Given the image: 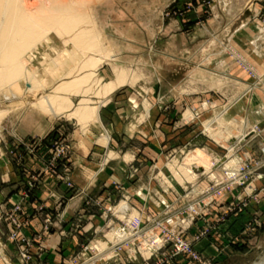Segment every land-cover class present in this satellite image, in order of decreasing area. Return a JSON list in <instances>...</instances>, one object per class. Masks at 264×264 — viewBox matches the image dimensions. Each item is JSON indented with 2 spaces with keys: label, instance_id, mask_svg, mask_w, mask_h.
I'll return each mask as SVG.
<instances>
[{
  "label": "rangeland",
  "instance_id": "obj_1",
  "mask_svg": "<svg viewBox=\"0 0 264 264\" xmlns=\"http://www.w3.org/2000/svg\"><path fill=\"white\" fill-rule=\"evenodd\" d=\"M221 2L91 0L100 51L90 52V56L104 60L96 75L103 78L104 85L124 72L129 83L108 97L96 94L101 87L95 93L64 94L65 99L71 100L72 109L57 112L36 110L30 103L41 96L54 95V89L63 81H72L78 75L58 79L35 96L26 89L0 91V111L5 112L0 120V264H50L42 242L46 234L54 233L63 243L79 237L66 264H103L101 258L112 255L107 243L116 227L141 215L145 220L151 219L146 225L149 228L168 215L183 213L195 198V192L189 195L191 187L197 186L200 190L210 187L209 195L203 196L210 200L213 195L214 201L203 208L195 225L182 236L193 241V250L202 264L264 262V234L249 245L236 243V251L229 253L231 243L227 242L225 230L229 218L242 213L251 200L258 201L261 191L257 183L264 180V165H259L264 163V117L260 115L264 102L257 100L256 108V102H250L255 93H264V61H255L254 47L243 48L249 43H241L239 38L240 34H249V28L258 26L264 30V0H229L227 5ZM258 46L264 49V41ZM82 100L88 101L91 108L98 104L99 109H114L108 120L117 114L115 119L128 126L124 134L136 145L120 144L119 151L114 152L109 147V121L102 118L100 110L88 122L69 118ZM244 102H249L248 108ZM23 121L40 131L52 124L55 128L45 138L28 143L19 138ZM210 125L215 126L219 139L207 130ZM139 131L141 136L153 138V143L138 142ZM246 133V140L242 141ZM94 139L106 147L101 163L91 165L89 160H79L76 164L72 159L74 144L83 147L85 140ZM131 146H139L134 157L127 154ZM146 147L157 155L155 159L143 155ZM194 150L206 152L209 170L190 165L189 156ZM214 162L215 169L211 171ZM246 162L258 164L250 181L227 189L231 170ZM75 169L92 172L89 187L97 190L77 187ZM45 174L66 191L54 195L52 211L43 204L29 211L25 205H34L39 199L37 191ZM69 181L72 187L68 186ZM101 182L107 183L105 198L98 188ZM166 187L174 189L166 197L172 207L161 212L157 199L151 195ZM74 198L76 204L71 202ZM121 205L128 206L125 216L119 212ZM36 216L40 217L38 228L32 222ZM199 224L201 228L195 230ZM247 228L249 233L255 229L251 223ZM206 231L207 237L195 239ZM14 232L19 233V238L12 240ZM216 234L222 244L215 240L213 246L210 242ZM203 243H210L213 248L202 253L199 246ZM97 246L101 258L94 250ZM172 247L165 246L160 255L172 252ZM198 263L193 256L180 255L170 264ZM106 264L146 263L141 258L133 261L125 257ZM148 264H156L155 257Z\"/></svg>",
  "mask_w": 264,
  "mask_h": 264
},
{
  "label": "bare ground",
  "instance_id": "obj_2",
  "mask_svg": "<svg viewBox=\"0 0 264 264\" xmlns=\"http://www.w3.org/2000/svg\"><path fill=\"white\" fill-rule=\"evenodd\" d=\"M90 1L0 0V91L4 88L26 89L35 96L58 79L63 81L78 75L72 81H63L54 89V95L41 96L30 103L33 109L57 112L72 109L71 100L65 99L64 94L79 91L81 94L93 93L101 87L96 94L108 97L127 84L129 80H125L127 76L124 72H119L115 81L104 85L103 78L96 75L104 60L90 56V52L99 53L100 47L95 33V8H91ZM99 110L98 104L91 108L88 101L82 100L68 116L88 122L96 118ZM4 114L0 111V120ZM260 115L264 117V110ZM262 125H259L261 129ZM207 130L219 139L214 125L208 126ZM247 135L241 137L242 141ZM229 148L232 150V146ZM189 161L192 167L210 168L205 151L194 150ZM128 211V206L121 205L119 212L123 216Z\"/></svg>",
  "mask_w": 264,
  "mask_h": 264
},
{
  "label": "crops",
  "instance_id": "obj_3",
  "mask_svg": "<svg viewBox=\"0 0 264 264\" xmlns=\"http://www.w3.org/2000/svg\"><path fill=\"white\" fill-rule=\"evenodd\" d=\"M221 3L227 5L229 3V0H222ZM231 10H232V5H231ZM245 24L246 23H244V25ZM258 28L260 27L257 26L255 28H249L248 29L249 34H247L246 36H243L242 34H240L239 38L242 40L241 43H247V42L249 43V44L243 45V48L247 49L249 47L250 48L254 47V50H255L254 60L263 62L264 61V49L262 48V46H258V43H260L261 40L264 41V30L263 29L259 30ZM234 41L236 43L235 38H234ZM254 95H256V97L251 96L252 98L250 102L251 101H254V103L256 102L255 103V108H256L257 105L259 104L257 100L259 102H264V98H262L264 97V93L260 92V93H255ZM248 104L249 102H247V104L244 102V105H247V107L245 108L249 107ZM104 107L105 106L101 107L100 112L102 113V118L105 121H109L107 128H109V130L112 131L111 132L112 137L109 138V142H110L109 147H111V149H113L114 152H118L120 148V144L122 146H125V145L132 144L134 142H133V139H129L130 137L127 138V135L124 134L125 130H127L128 128L127 124H125L123 120H118L119 118L115 119L117 114H115L113 118L108 120V118H110L108 116L112 117L111 112L113 113L114 109L110 108L108 110H103ZM263 110L264 109H261V112ZM152 125L153 124H150L148 126L151 127ZM21 126H23V128L20 130L19 138L21 140L27 141L28 143L36 139L45 138L55 128L54 124H52L51 127H49V129L40 131L39 129L28 127V126H32L29 121H23V124ZM107 133L108 131H105L106 135ZM97 137L98 136H96L95 138ZM100 139L101 137L98 138L97 141L99 142ZM136 140H138V142H142L144 145L145 144L149 145L151 141L153 140V138L145 137V135L141 136V132L139 131V135L136 136ZM97 141H95V139L85 140L83 143L84 145L83 147H79L78 143L74 144L76 149H74L75 154L72 158L73 161H75L77 164L79 160H82V161L89 160L91 165L98 164L99 160H102V158L105 157L104 153H105L106 147H103ZM114 145L116 147H114ZM134 145L136 144L134 143ZM136 147H139V146H131V149L128 150L129 152H127V154L130 153L132 157L137 155L139 148H136ZM148 150L150 149L146 147L145 150L142 152L143 155L147 156V158H149L150 160L155 159L157 155L155 156L154 152L152 153L151 150L149 153ZM78 170L75 171L74 176H73L74 182L76 183L77 187L83 190H92V192L97 190L96 187H92V186L89 187L91 177L93 176L92 172L89 173V172H83V171H80V170L78 171ZM42 181L43 182L40 185L39 190L37 191L39 195V199L37 201L39 202L36 201L34 205L33 204L25 205V208L29 211L32 208L37 207L39 204H43L46 208L52 211L55 206V202H56L54 195L55 194L63 195L66 191L65 188L60 186L59 182L56 179H54L52 176H50L49 174H45L42 178ZM106 184L107 183L101 182V185H98L99 190H101V192L104 193L102 194V198H105L104 196H105V193L107 192ZM257 188L259 189V191H261L258 196V201L251 200L249 206L242 213H240L237 216H233L232 218H229V221L227 222V225L225 227L226 236L228 238L227 242L231 243V246H229L228 248L229 253H234L236 251L235 250L236 243L240 244L242 242L243 243L245 242L244 243L245 245H249L252 242H258V240L263 237L262 235L264 234V180L257 183ZM75 200L76 198H74L71 202H73L74 204L76 202ZM68 208H70V205ZM254 220H257L258 224L253 223ZM32 222L38 228L40 217L36 216ZM250 223L255 228L252 233H249V230L247 228V226ZM198 228H201V224H199L195 230H198ZM78 239L79 237L76 236L72 238L71 240L63 243V239L57 233L49 234V235L46 234L44 237V241L42 242V245L48 252L47 256H48L49 263L50 264H63V263L66 264L67 257L71 253H73V251H75L77 248ZM212 240H211L212 242L210 243H214L213 246L214 245L216 246L215 240H217L219 243L222 244V241H220V236L217 234L214 237H212ZM210 243L201 244L199 246V250L202 253L204 251L209 252L211 248H213L212 246H210ZM218 248L220 247L219 246L217 248L215 247V254H218L217 252V250H219Z\"/></svg>",
  "mask_w": 264,
  "mask_h": 264
},
{
  "label": "built area",
  "instance_id": "obj_4",
  "mask_svg": "<svg viewBox=\"0 0 264 264\" xmlns=\"http://www.w3.org/2000/svg\"><path fill=\"white\" fill-rule=\"evenodd\" d=\"M262 153L264 155V148ZM259 165H264V163ZM256 166H258V164ZM256 166L251 162H246L235 169H232L229 176H227V189L243 186L246 182H249ZM214 169L215 162L211 167V171ZM68 186H73L72 181H69ZM214 186L212 188L213 192L215 191ZM200 189H202L200 186H197L196 188L191 187L192 192L189 193V195H192L195 192V198L189 203V205H187V210L177 216L168 215L164 220L158 223H153L154 225L148 228L146 225L151 222V219L145 220L139 215L132 219H128L126 222L116 227L112 232L111 239L107 243L109 245V252L112 253V255L109 258L106 257L107 259L101 258L102 255L99 247L97 246L96 249H94L97 252L96 255L102 259L100 261L104 262L103 264H106L109 261L126 257L133 261L141 258L146 264H148L155 257L156 264H170L175 257L187 255L189 257H195V261L197 260L199 262L198 264H202L199 254L193 250V241H188L182 236L187 230L195 225L196 221L199 219V215L203 212V208L209 206L214 201L212 194H210L212 195V199L210 200L205 199L203 196L207 194L209 195L211 192L210 187L203 190ZM184 191L186 190L184 189ZM173 192L174 189L172 187H166L161 189L160 193L151 195V198L157 199V206L159 205L161 207V212L163 208L169 209L172 207L170 204L171 202L169 203L166 197ZM185 197L188 199V195ZM164 209L163 211H165ZM17 210L19 209L17 208ZM49 221H51V219H48V222ZM12 234V240L19 238V233L14 232ZM207 236L208 232L206 231L195 239L200 240ZM169 244L173 245L172 252L160 255V251ZM89 263L96 264V262Z\"/></svg>",
  "mask_w": 264,
  "mask_h": 264
}]
</instances>
